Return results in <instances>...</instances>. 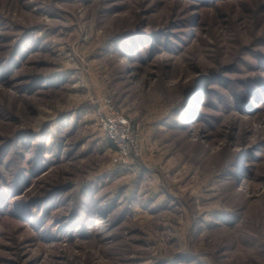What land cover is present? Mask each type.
Instances as JSON below:
<instances>
[{"label":"rangeland","instance_id":"obj_1","mask_svg":"<svg viewBox=\"0 0 264 264\" xmlns=\"http://www.w3.org/2000/svg\"><path fill=\"white\" fill-rule=\"evenodd\" d=\"M0 197V264H264V0H0Z\"/></svg>","mask_w":264,"mask_h":264},{"label":"built area","instance_id":"obj_2","mask_svg":"<svg viewBox=\"0 0 264 264\" xmlns=\"http://www.w3.org/2000/svg\"><path fill=\"white\" fill-rule=\"evenodd\" d=\"M114 114L116 115H113L112 118L108 119L109 123L111 122L112 126L108 127V129L110 130L105 127L108 138L115 144L121 156H124L126 159L129 160L132 155L131 154L129 156V150L130 148H133L135 151V155L133 156L138 157V147L140 143L138 135L136 134V130L132 128L131 124H129V121L124 117V115L117 114L115 112Z\"/></svg>","mask_w":264,"mask_h":264},{"label":"trees","instance_id":"obj_3","mask_svg":"<svg viewBox=\"0 0 264 264\" xmlns=\"http://www.w3.org/2000/svg\"><path fill=\"white\" fill-rule=\"evenodd\" d=\"M154 42H155V41H154ZM145 43H146L145 41L142 42V43H140V44H139V47L143 46ZM152 44H153V42H152ZM152 44H151V45H152ZM130 50H131V49H130ZM127 55H128V54H127ZM127 55H126V56H127ZM127 57H128V56H127ZM53 84H54V83H53ZM20 181H21V180H19L18 182H20ZM0 203H1V206H0L1 209H4V208L7 206V204H8L7 201H6V199H5V198H1V197H0ZM23 217H25V216H22L21 218H23Z\"/></svg>","mask_w":264,"mask_h":264}]
</instances>
